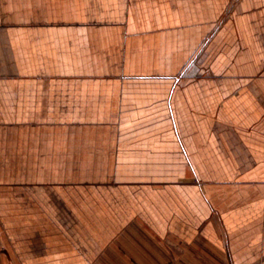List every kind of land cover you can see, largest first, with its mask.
Returning <instances> with one entry per match:
<instances>
[{
    "label": "crops",
    "instance_id": "crops-1",
    "mask_svg": "<svg viewBox=\"0 0 264 264\" xmlns=\"http://www.w3.org/2000/svg\"><path fill=\"white\" fill-rule=\"evenodd\" d=\"M0 264H264V0H0Z\"/></svg>",
    "mask_w": 264,
    "mask_h": 264
}]
</instances>
